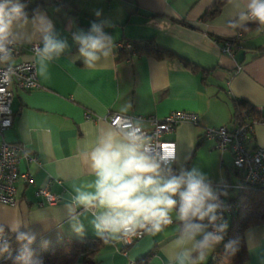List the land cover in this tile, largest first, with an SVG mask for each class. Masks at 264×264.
<instances>
[{"label":"crops","instance_id":"1","mask_svg":"<svg viewBox=\"0 0 264 264\" xmlns=\"http://www.w3.org/2000/svg\"><path fill=\"white\" fill-rule=\"evenodd\" d=\"M40 1V8L53 18L71 47L50 65L48 78L37 75L35 67L37 88L14 90L13 122L2 138L21 147L17 170L29 174L31 181L19 178L15 182V205L0 203V225L27 224L28 229L21 231L30 229L37 234L31 248L44 251L98 240L95 264H143L145 257L146 264H167L166 252L171 251L170 242L177 234L175 222L157 235L145 233L125 250L118 242L101 241L89 225L91 214L82 209L77 212L85 234L71 230L65 205L74 186L93 179L84 153L95 143L99 129L109 126L104 120L108 113L161 118L171 111L193 112L196 124L180 122L162 139L174 142L178 157L190 153L187 167L199 166L217 184L237 185L240 172L232 166L231 151L216 149L214 141L203 134L207 127H234V100H246L264 114V25L248 18L231 26L246 11L247 0H227L206 21L200 17L215 0ZM96 9L112 21L113 27L105 31L115 44L153 39L176 57L133 54L125 58L114 47L112 55L96 68H85L82 59H74L78 46L71 40L68 24L74 19L87 30L97 19ZM224 42L231 43L230 54L221 52ZM28 46L19 47L21 54L15 61H30L27 57L33 53ZM179 58L194 67L183 65ZM257 147L264 148V122L255 124L247 141L249 150ZM38 187L59 196L58 202L47 204L36 196ZM227 192L226 198L238 195L235 187ZM243 243V264H264V224L249 227ZM204 264H215L211 252Z\"/></svg>","mask_w":264,"mask_h":264},{"label":"clouds","instance_id":"2","mask_svg":"<svg viewBox=\"0 0 264 264\" xmlns=\"http://www.w3.org/2000/svg\"><path fill=\"white\" fill-rule=\"evenodd\" d=\"M29 3L0 0V65L7 66L5 80L13 72L20 46L38 42L27 59L42 78H48L50 65L70 51L67 38L57 31L48 12L36 8L29 16ZM94 15L97 19L87 30L74 19L68 24L71 40L78 46L74 59H82L87 69L96 68L115 47L113 36L105 31L113 27L112 21L102 18V9L94 10ZM249 17L264 25V0H247L246 11L231 26ZM84 155L93 179L74 186L65 205L66 220L75 234L83 236L86 231L77 209L91 214L89 225L105 244L127 242L141 230L157 235L175 222L177 234L170 242L171 251L166 252L167 264H204L224 240L229 226L224 218L228 205L222 199L228 196L226 186L215 183L199 166L187 167L190 153L180 158L174 150H157L139 120L100 128ZM22 227L28 229L20 222L0 225V258H12L10 232L19 246L14 264H43L31 248L37 234L30 229L21 231ZM224 249L235 254L238 241H228Z\"/></svg>","mask_w":264,"mask_h":264},{"label":"built area","instance_id":"3","mask_svg":"<svg viewBox=\"0 0 264 264\" xmlns=\"http://www.w3.org/2000/svg\"><path fill=\"white\" fill-rule=\"evenodd\" d=\"M249 19H254L249 17ZM36 45H29V51ZM115 48L125 52V58H130L133 53V45L128 41H120L115 44ZM222 53L230 54L231 43L224 42L220 46ZM21 54L18 47L15 59ZM6 65H0V203L13 206L16 204L15 182L20 178L25 182H30L29 174L20 173L17 165L21 158L22 149L17 144L8 143L3 140V133L8 130L13 122V114L10 109L14 95V90H32L38 87L35 66L31 61H15L13 72L9 74L7 80L4 79ZM139 120L142 123L145 135L150 139L152 145L157 149L174 150V142L162 139L165 133H171L180 122L196 124L197 115L188 111H171L163 117L157 116H134L120 113H108L104 117L108 125H117L122 121ZM256 121L241 116L232 129L225 126L207 127L203 137L214 141L215 148L223 151L230 150L232 153V166L240 172V182L233 186L228 183L219 184L226 186V190L235 187L238 191L244 189L264 190V148L249 150L247 141L253 131ZM36 196L42 198L47 204L58 202L59 196L52 194L46 187H38ZM228 205V211L224 213V218L235 214L239 210L240 201L238 198L222 197ZM147 232L138 231L128 238L127 242H118L123 250L127 249L136 241L140 240Z\"/></svg>","mask_w":264,"mask_h":264},{"label":"trees","instance_id":"4","mask_svg":"<svg viewBox=\"0 0 264 264\" xmlns=\"http://www.w3.org/2000/svg\"><path fill=\"white\" fill-rule=\"evenodd\" d=\"M227 0H215L213 4L205 10L200 19L206 21L216 16ZM40 0L29 3L26 11L31 13L33 9L40 8ZM135 55L152 56L158 59L176 57L172 52L159 47L153 39L137 40L131 42ZM125 55L124 51H120ZM185 66L194 67L189 62L180 59ZM254 120L257 123L264 122V114L259 108L253 107L246 100L233 101V121L234 125L241 118ZM236 198L240 201L239 210L226 218L228 229L224 235V240L211 251L215 264H243L246 258L243 243L244 232L252 226L264 224V190L244 189L239 190ZM12 247V258H0V264H14V257L17 255L18 244L15 234L7 233ZM230 240L238 241V251L235 254L226 253L224 244ZM100 242L98 240L84 241L80 244L72 243L56 250L44 251L42 249H32L35 256L42 259L43 264H75L78 260L82 264H95L93 253L98 251ZM147 257L141 261L146 264Z\"/></svg>","mask_w":264,"mask_h":264}]
</instances>
